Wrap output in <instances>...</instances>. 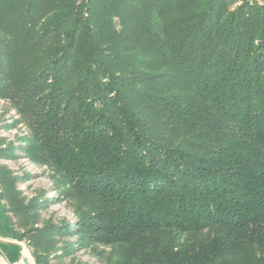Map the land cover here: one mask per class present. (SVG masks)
<instances>
[{
	"label": "trees",
	"instance_id": "16d2710c",
	"mask_svg": "<svg viewBox=\"0 0 264 264\" xmlns=\"http://www.w3.org/2000/svg\"><path fill=\"white\" fill-rule=\"evenodd\" d=\"M0 98L74 216L0 164L36 264H264V0H0Z\"/></svg>",
	"mask_w": 264,
	"mask_h": 264
},
{
	"label": "rangeland",
	"instance_id": "374dc122",
	"mask_svg": "<svg viewBox=\"0 0 264 264\" xmlns=\"http://www.w3.org/2000/svg\"><path fill=\"white\" fill-rule=\"evenodd\" d=\"M26 133L27 128L20 121L15 109L10 106L8 100L0 98V138L5 140V144L12 142L17 146L19 144L18 138ZM16 154L17 157L15 159H1L0 164L7 165L19 176L23 177L27 175L25 181L18 184V188L26 198L39 196L38 194L44 191L43 196L40 198L47 199V206L40 210L41 220L50 219L54 222L60 221L61 219L74 220L68 201H56L54 199L56 192L51 189L50 170L45 165L29 161L28 158L22 155L19 149L16 150ZM40 225L41 223H38L37 226ZM68 240L72 239L68 238ZM28 250L30 252L29 248ZM100 250L105 254L101 255ZM108 251V247L102 246H99L98 251L95 253L89 248H82L64 258V262H71L72 264H106L105 256Z\"/></svg>",
	"mask_w": 264,
	"mask_h": 264
},
{
	"label": "crops",
	"instance_id": "0c3cea01",
	"mask_svg": "<svg viewBox=\"0 0 264 264\" xmlns=\"http://www.w3.org/2000/svg\"><path fill=\"white\" fill-rule=\"evenodd\" d=\"M27 245L12 236V227L7 222L0 201V255L8 262L18 261L24 255Z\"/></svg>",
	"mask_w": 264,
	"mask_h": 264
},
{
	"label": "bare ground",
	"instance_id": "6f19581e",
	"mask_svg": "<svg viewBox=\"0 0 264 264\" xmlns=\"http://www.w3.org/2000/svg\"><path fill=\"white\" fill-rule=\"evenodd\" d=\"M23 258H27L28 259V263L27 264H34L33 260L31 259L30 255L28 254L27 251H25L24 255H22V257L15 262V264H23Z\"/></svg>",
	"mask_w": 264,
	"mask_h": 264
},
{
	"label": "built area",
	"instance_id": "2783aa9c",
	"mask_svg": "<svg viewBox=\"0 0 264 264\" xmlns=\"http://www.w3.org/2000/svg\"><path fill=\"white\" fill-rule=\"evenodd\" d=\"M0 264H15V262H8L7 260H5V258L3 256L0 255Z\"/></svg>",
	"mask_w": 264,
	"mask_h": 264
},
{
	"label": "water",
	"instance_id": "95a60500",
	"mask_svg": "<svg viewBox=\"0 0 264 264\" xmlns=\"http://www.w3.org/2000/svg\"><path fill=\"white\" fill-rule=\"evenodd\" d=\"M25 248H26V250H27L28 254L30 255L31 259H32V260H33V262L35 263V261H34L33 257L31 256V254H30V252H29V250H28V248H27V247H25ZM23 263H24V264H27V263H28V259H27V258H23ZM35 264H36V263H35Z\"/></svg>",
	"mask_w": 264,
	"mask_h": 264
}]
</instances>
